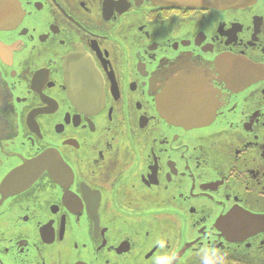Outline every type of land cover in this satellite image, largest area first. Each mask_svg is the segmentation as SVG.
Listing matches in <instances>:
<instances>
[{"label": "flooded vegetation", "instance_id": "af4514ba", "mask_svg": "<svg viewBox=\"0 0 264 264\" xmlns=\"http://www.w3.org/2000/svg\"><path fill=\"white\" fill-rule=\"evenodd\" d=\"M242 210L264 215V0H0V264H264V233L219 238Z\"/></svg>", "mask_w": 264, "mask_h": 264}, {"label": "water", "instance_id": "95a60500", "mask_svg": "<svg viewBox=\"0 0 264 264\" xmlns=\"http://www.w3.org/2000/svg\"><path fill=\"white\" fill-rule=\"evenodd\" d=\"M249 0H152V3L154 5H167V6H187V7H196V8H201V7H213V8H232V7H240V6H247V3ZM232 60H230L231 62ZM2 88L4 90V98L5 102L7 99L10 98L9 92L7 89V86L5 83L2 84ZM157 95V94H156ZM239 93H229V103H230V110L229 112L231 113L233 111L232 104H234L238 98ZM156 104L158 105V99H156ZM213 112V110H212ZM212 115L210 114L207 117H211ZM199 117V116H198ZM201 117H206V115L201 116ZM180 126L183 130H204L207 128H211L214 126H217L216 124H189V125H178ZM231 215L229 218L223 219L220 222V226H218V230H220V236L219 238L221 239H226L227 236L223 232V227H225L226 231L230 234V238L232 241L239 240L237 238H241L243 240H246L248 238H251L252 236L258 234V233H264V215L263 214H252L247 211H239L238 213H233V221L231 223V227H227L226 224L228 221H230ZM219 220L216 219L214 222L217 223ZM232 233V235H231Z\"/></svg>", "mask_w": 264, "mask_h": 264}]
</instances>
